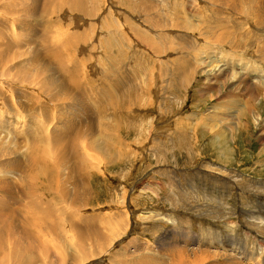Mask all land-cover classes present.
I'll use <instances>...</instances> for the list:
<instances>
[{"label": "rangeland", "instance_id": "rangeland-1", "mask_svg": "<svg viewBox=\"0 0 264 264\" xmlns=\"http://www.w3.org/2000/svg\"><path fill=\"white\" fill-rule=\"evenodd\" d=\"M159 1L83 0V6L86 8L84 11L88 12L86 15L82 12L75 13L79 9L73 5L74 0H31V3L29 0L27 11L30 17L24 19L23 24L19 21L16 24L17 32L14 34L20 35L19 38L25 40L24 43L27 44L23 51L29 52L39 69L45 75L47 74L46 77L53 79L60 86L65 85L67 75L64 73L65 71H60V67L65 64V68L70 73L74 71L78 80L81 78L82 89L88 98H86L83 119L81 115L75 117L70 122L73 127L80 125L85 128L92 126L95 128V124L100 127L99 121L104 116L108 117L109 124L108 128L97 131V133L103 131L104 136L99 139L95 138V145L99 149H94L97 155L92 159L94 164L91 171L88 170L89 177H87L89 178L88 192L90 191L91 196L86 203L78 205L84 220L86 218L90 225L98 226L102 233V241L94 242L89 238H83L76 242L78 241L77 232L72 230L69 225H83L80 224V219L77 220L73 217L80 213L69 208L65 209L64 203L60 200H54L57 203H50L49 206L51 210L56 207V210L59 209L60 213H63V218L57 214L56 219L64 221L63 231L68 233L65 236L67 237L66 241L63 243L65 238L62 234L63 241L61 238L58 240V236L52 231L47 234L49 229H43L41 233H45L46 236L53 239L56 238L58 241L55 240V244L59 243L61 247L59 246L58 249L60 248L64 252L77 248V243L87 248L88 241L90 244L96 245L103 243L104 238L116 239L119 237L99 257H96L94 250L87 252L89 259L83 264L120 263L121 259L118 257L123 253L124 247H127L128 242L132 239L139 242L138 237L143 240L146 238L151 240L152 245L144 241L143 247L149 246L153 252H156L157 247L164 242L163 236L176 232L179 233V235L176 233L178 241H184L183 236L186 234L189 238L191 235L195 242L199 241L205 245L210 236H216L219 232V238L222 240L220 239V243L216 247L225 250L226 248L221 243L229 238L232 244L231 249H239L243 254L255 253L260 262L262 257L264 259V241H262L264 236H261L264 228H251L249 225L252 224L249 223V220L254 218L256 222L260 220L264 224V184L260 186V183L264 182V154L262 153L264 100L255 102L248 92L245 96L239 94L242 92L241 87L239 90L237 87L233 89L236 83L234 84L232 81L229 87L223 82H218V88L220 89L219 86H221V91L209 89V85H206V76L200 71L190 70L189 67L192 69V66L185 61H191L195 57V49L203 47L202 37H197L199 32L193 25L209 24L212 26L213 24L212 28L204 27L203 29L210 31V37H212V31L216 32L219 37L218 33L226 29L230 30L235 41L242 40L239 49L238 47H235L234 50L227 49L234 56L228 59L229 66L233 63L231 67L228 66V73L236 74L241 64L242 66L248 64L249 73L253 72L251 79L254 77L264 79V60H262L264 51L256 53L258 45L264 43V34H256L255 31L257 20L261 18V15L258 10L254 12L256 5L251 6L255 0H235V12L228 8L223 11V8L208 2V0ZM239 7L241 9H237ZM244 7L245 9H243ZM246 13L248 17H246ZM152 14L159 18V22L166 21L165 23H171L174 28H168V30L154 28L150 22ZM12 17L15 18L16 15L12 14ZM217 18L219 19L218 23ZM74 19L78 21L74 22ZM179 23L184 29L179 27ZM3 24L8 29V25ZM19 24L21 27H18ZM254 26L256 27L254 28ZM22 28L28 29H26V35L18 34V30L20 31ZM159 36L163 37V43L160 41L162 37L159 38ZM164 36H169L171 39L164 40ZM176 37L179 42L181 41V48L185 47L180 52L176 50L180 49L176 47V44H179V42L176 43ZM16 38L18 39V37ZM56 41H58L57 45ZM154 41L158 43L157 49L163 50L162 53L156 52ZM159 41L162 43L163 49ZM193 44H195V48ZM186 49L190 51L187 52ZM52 50L57 51L56 57L62 59L64 57L62 65L55 64L50 58ZM20 51L22 49L15 52L19 53ZM6 53L10 54L7 51ZM71 53L72 55H70ZM209 57L210 59L205 56L201 58L209 60V62L213 61L214 64L217 63L221 67L226 66L224 57ZM180 61H184L188 70L184 68L185 65L178 67L177 64ZM53 63L59 68L53 69L51 67ZM161 65H164L166 71H162ZM177 72H181L180 77L175 75ZM185 72L186 76H184ZM163 74L165 75L163 76ZM207 76L214 79V76L209 73ZM147 79L149 80L147 81ZM214 83L216 82H212V84ZM15 89L24 90V93L34 95L36 99L33 98L28 102L26 98H20L24 108L27 107L24 113L15 104L13 98L15 107L10 108L12 115L13 111L18 112V109L22 111V113L19 111V114H23L25 118L29 115V119L33 118L32 115L35 116V111L38 109L34 103L43 96L37 90L29 88L25 90L24 87L18 85ZM36 92L38 93L36 94ZM262 93L256 87L255 94L258 99ZM133 95L136 96L133 98V102L136 104L131 102ZM237 101L244 112L254 111L255 114L249 115L250 117H242L239 114L241 110L238 111L234 107ZM74 102L77 109L78 101L74 100ZM3 105L0 104V111L7 112L9 107ZM248 105L250 106L247 107ZM29 106L31 107L28 108ZM94 108H96V112ZM98 110L100 112L103 110L104 115L98 114ZM256 116L258 121H255ZM226 117L231 121H226L224 119ZM212 119L216 120V126H213ZM243 119L246 120L245 127L237 125L238 120ZM163 121L164 123L170 122L168 129L165 128V124H161ZM30 122L31 125L34 124L33 126L40 123L38 121L36 123L34 120H30ZM225 124L229 125L228 128H235L232 132L234 135L227 131L225 136L218 137L223 125L226 126ZM210 127L213 128V131H209ZM96 129L93 130L94 133H96ZM164 130L165 132L162 133ZM175 130H178L177 133ZM158 134H160V138ZM190 134L193 137L191 141ZM0 138H2L1 134ZM25 139L24 137L16 139L18 151L21 149L20 147L29 142V140L24 141ZM86 139L88 147V143L93 138L90 135ZM69 142L65 140L60 148L66 152V156L71 151ZM223 149L230 151L227 152L225 159H223L222 153H219ZM47 171L50 173L49 170ZM50 175L43 176L39 171L37 183L46 182ZM255 187L263 189V192H259L261 190H256ZM23 204H26V199L21 197L19 201L10 205V208L17 214H14L12 219L11 217L5 219L6 224L4 223L2 226L9 225L12 235L10 238L14 239H11L12 242L16 240L23 245L26 244L24 247L27 248L26 232L24 231L23 234L19 228L24 222H32L33 218L29 212L20 210L19 206H23ZM66 205L72 207L69 203ZM63 208L65 213L61 211ZM125 213L130 214L127 219L130 223L128 226L122 218ZM66 221L69 225L65 223ZM172 231L175 233H171ZM49 245L51 246V244ZM178 245L182 247L181 243ZM55 248L51 247L49 250L52 255L57 253ZM130 250L132 251V249ZM261 251L263 252L262 256ZM28 253L32 255L31 249ZM259 256L261 257L259 258ZM217 263L221 264V260H218Z\"/></svg>", "mask_w": 264, "mask_h": 264}, {"label": "bare ground", "instance_id": "bare-ground-1", "mask_svg": "<svg viewBox=\"0 0 264 264\" xmlns=\"http://www.w3.org/2000/svg\"><path fill=\"white\" fill-rule=\"evenodd\" d=\"M61 1H63V0H61ZM208 2L220 6L221 8H223V11H224V9L228 8V9L235 12V6H236L235 0H208ZM30 3H31V0H30ZM28 4H29V0H0V22L3 25L2 26L0 24V28H2V29H0V104L1 105H3V104L7 105L9 107V110L7 112H3V111L1 112L0 111V134L2 135V138H0V264H83V262H85L86 260L89 259V257L87 256V252L94 250L96 252V257H99L102 253L105 252L107 247H109L114 241L118 240L119 237L116 239L104 238L103 243H98L96 245H92L88 241V243H87L88 247L87 248H85L84 246H81L79 243H77V248H74L73 250H71V249L67 250L68 252L67 251L64 252L60 248L58 249V247L60 246L59 243H57V245L55 244L56 241L60 240L61 234L65 238L64 241H63V238H61L63 243L67 239V237H65V236L68 233L63 231L64 221H60L61 219H56L57 214L63 218V213H60L59 209L56 210V207H54L55 209L53 208L54 210L53 209L52 210L56 211L57 213L53 212L51 210V207L49 206V204L50 203L55 204V203H57V201L54 202V200H60L62 203H64L65 209L69 208L72 211H75L76 213L81 212V210L78 208V205H80L82 203H86L87 199H89V196H91L89 194L90 191L88 192L89 188L87 187V184L89 182V178H87L88 177L87 173H89L88 170H90L92 165L94 164L92 162L93 157L95 155H97L94 152V149H99L95 145L96 139H99L100 137L104 136L103 131H101L99 133H97V131L101 130V129H106L109 127L108 126L109 125L108 124V117L104 116V117H102L101 120H100V118H98L100 120L99 121L100 127L98 125L99 122L97 124L98 126H96V124H95V128H97L96 133H94V131H93L95 129V128H93V126L89 127V128H85V127H82L80 125L78 127H73L72 123H70L71 121H73L75 119V117H77L79 115H81V117L83 119V116L85 113V108H86V103H87L86 98H88V96L85 95L86 93H84V90L82 89V85H81L82 80H80L81 78L78 80V76L73 73L74 71L70 73L69 70L67 68H65L66 67L65 64L63 67H60L61 68L60 71H62V72L65 71L64 73L67 75L66 76L67 80L65 82V85L60 86L57 82H54L53 79L46 77L47 74L45 75V73H43L39 69V66L36 64V62H34V58L30 57L28 51H26V50L23 51L24 46H26L27 44L24 43L25 40H21L19 38L20 35L17 36L14 33L17 32L16 31V24L19 22H21L23 24L24 19L26 20V18H28V16H29V12L27 11L28 10L27 9ZM73 5L79 9V11H75V13L82 12V13L88 15V12L84 11L86 8L83 6L84 5L83 0H78L77 2H76V0H74ZM254 5H256L254 8V12H256L258 10L259 14L261 15V18H258V20H257V22H258V24L256 23L257 27L254 26V28L256 27L255 28L256 34L257 33L258 34H264V0H255L254 4L251 6H254ZM237 9H241V8L239 7ZM243 9H245V7ZM157 10H158V8H157ZM188 11H189V9H188ZM221 11H222V9H221ZM1 13H5V14H1ZM12 14L16 15V17L15 18L12 17ZM167 14H169V13H167ZM214 14L216 15V12H214ZM250 14H252V13H250ZM252 15H254V14H252ZM254 16H253V18H254ZM246 17H248L247 13H246ZM222 19H223V17L221 18V20ZM217 20H218L217 21V23H218L219 19L217 18ZM76 21H78V20L74 19V22H76ZM199 21H201V20H199ZM150 22H152V26L154 28H160V29L165 28L167 30H168V28L169 29L174 28V26L172 28L171 23H165L166 21L165 22H159V18L157 16H153V14H152V18H151ZM206 22H208V21H206ZM255 22H256V20H255ZM3 23L8 25V29L6 28V26ZM220 23H221V21H220ZM179 24H180L179 27L184 29L182 24L181 23H179ZM214 24H215V22H214ZM19 25H18V27H21V25L20 26ZM193 26H194L195 30L199 32L198 33L199 35L197 34V37L198 38L202 37L203 47L200 46V47L195 49L196 54H195V57L191 61L190 60H189V62L185 61L192 66V69H191V67H189V69L192 71H195V70L200 71L203 75H205L206 76V78H205L206 79V85H209L208 86L209 89H214V90L219 89L218 88V82H223L225 85L227 84L229 87V85L231 84L230 82L232 81L234 84L236 83V85L233 89H236V87H237V90H239L241 87L242 92L239 94H242L245 96L246 92H248L251 95V98L254 99L255 102L257 100H264V79H260L262 77L256 78L254 76H253L254 78L251 79V75L253 74V72H252V74L249 73L248 64H245L243 66L241 64V67H240L239 71L236 72V74L235 73H228L227 68H229V67H231V65H233V63H231V65L229 66L228 59L229 58L231 59L234 56H232L230 51L227 49H233L234 50L235 47H238V49H239L240 48V42L242 40L235 41V38L230 33V30H226V29L222 30L221 33H218L219 37H217L216 32L212 31L211 32L212 37H210V31H206L203 29H204V27L212 28L213 24H212V26H210L209 24H200V25H193ZM24 27H26V26H24ZM80 27H81V25H80ZM26 29L22 28L20 31L18 30V34L20 33V34L26 35V32L28 30V29L27 30ZM182 32H184V31H182ZM163 33H164V31H163ZM166 33L168 34V32H166ZM174 33L177 34V32H174ZM185 35H186V33H185ZM16 37H18V39ZM54 37H56V36H54ZM160 37H162V36H159V38ZM207 38H208V41H207ZM165 39H167L169 41L171 39V37L169 38V36L168 37L164 36V40ZM176 39H177V37H176ZM162 40H163V37L160 40L163 43ZM160 41H159V43H161ZM177 42H179L178 39H177L176 43ZM162 43H161V47H162ZM168 43H170V42H168ZM180 43H181V41L179 42V44H176V47L180 48V49H176L179 52L185 49V47L181 48L182 44H180ZM193 43H195V42H193ZM57 44H58V41H56V45ZM154 44H156V48H155L156 52L158 54L162 53L163 50L160 51L157 49L158 43L155 42ZM193 45L195 48V44H193ZM258 46H259V48H258L256 53H258L260 51H264V43L261 45L259 44ZM169 47L171 49V46H169ZM29 48L32 49L31 47H29ZM20 49H22V51H20L19 53L15 52V51L20 50ZM162 49H163V47H162ZM189 49L188 50L186 49V51L187 52L190 51ZM6 51L9 52L10 54H7ZM35 52L37 53L36 50H35ZM56 52L54 50H52L50 53V58L55 62V64H61L62 65L63 61L65 59H64V57H63L64 60L60 57H56ZM190 54H191V52H190ZM70 55H72V53ZM176 55H178V54H176ZM161 56H163V55L161 54ZM202 56H205L208 59H210L209 56H213L215 58H217L218 56L224 57L227 60V61L225 60L226 66H224V67L218 66L217 63L214 64L215 62H213V61L209 62V60L206 61V60L202 59L201 58ZM32 57H34V55H32ZM262 57H263L262 60H264V52L262 53ZM239 61H238V64H239ZM183 62L184 61H180V63L177 64L178 67H184V65H185L184 68L186 70H188L187 65ZM260 62H261V60H260ZM234 63L236 64V62H234ZM55 64L54 63L51 64V67H53V69H58L59 67ZM164 65H161L163 67V68L161 67L162 71H166ZM179 65H182V66H179ZM237 67H239V66H237ZM184 68H183V70H184ZM163 69H165V70H163ZM155 70H156V68H155ZM180 71H181V69H180ZM186 72L184 73V76L187 75ZM64 73H62V74L64 75ZM160 73H161V71H160ZM180 73L177 72L175 75L180 77V75H181ZM208 73L211 74L212 76H214L213 80L209 76H207ZM164 75L165 74H163V76ZM182 78H183V74H182ZM148 80L149 79H147V81ZM150 82H151V80H150ZM212 82H216V83L212 84ZM17 85L19 87H24L25 90L27 88H29L30 90H34V91L37 90L40 92L39 94H41L43 96V97L39 98L38 101L36 100V103L33 102L37 106L38 109H37V111H35L36 115L35 116L32 115L33 118H31V119H29L30 115H29V117L25 118V116L23 114H19L20 110H18L17 108L16 109L18 112L13 111L14 113L12 115V112H11L12 108L11 107L12 106L15 107L14 102L12 100L13 98L15 99L14 100L16 102L15 104H17L18 108L23 110V112L25 109H27V107L24 108V104H22V102L20 101V98H26L28 100V102H30L31 99L33 100V98L36 99V97L34 95H32L30 93H24L25 92L24 90L15 89L17 87ZM219 87L221 89V86H219ZM256 87L258 89H260L261 92H263L262 95H259V99L257 98V96L255 94ZM155 88H156V86H155ZM166 88H168V87H166ZM37 93L38 92H36V94ZM228 93H229V91H228ZM236 93L237 92L235 91V94ZM231 94L233 95V93H231ZM226 96L228 99V94ZM135 97H136L135 95L132 96L131 102H133V98H135ZM229 97H233V96H229ZM74 100L78 101L77 106H79V107L77 109H76ZM231 100H233V99H231ZM238 103L239 102L237 101L234 104V107L238 111L241 110V111H239L240 112L239 114H241L242 117H247V116L250 117V116H253L255 114L254 111H248V112L245 111L244 112L239 107ZM133 104H136V103L133 102ZM229 104H231V103H229ZM231 105H233V104H231ZM249 106L250 105H248L247 107H249ZM30 107L31 106H29L28 108H30ZM96 108H94V111ZM13 110H14V108H13ZM216 110H217V108H216ZM102 111L103 110H101V112H100V110H98V114L101 113L102 115H104V112L102 113ZM20 113H22V111H20ZM86 114H87V112H86ZM95 114L97 115V113H95ZM195 114H197V113H195ZM39 116H42V117H39ZM224 119L226 121H231V119H229L227 117ZM30 120H34L36 123H38V122H40V123L39 124L35 123L36 125L33 126L34 124L31 125L30 123L32 121L30 122ZM211 121L214 124L213 126L217 125L216 120L212 119ZM245 121L246 120H244V119L238 120L237 125L239 124L242 127H245V123H246ZM255 121H258L257 116L255 117ZM220 122H222V121H220ZM94 123H96V122H94ZM262 125H264V124L262 123ZM227 126H229V125H226V126L223 125L221 131L218 134V137L219 136H225L227 134V131L231 132V135H234V134H232V132L234 131L235 128H233V127L228 128ZM227 128H228V130H227ZM43 131H44V133H43ZM209 131H213V128L210 127ZM90 135H91V138H93V139L90 140V142L88 143L89 145L87 147L88 140L86 138ZM18 137L26 138L24 141L29 140L28 143H26L22 147H20L21 149L19 151L16 147V139L18 140ZM65 140L70 141L69 145L71 147V151H70V154L68 156H66V152L60 150L61 145L63 144V142ZM222 151L219 153H222L223 159H225L226 154H228L227 152H230V151L228 149H223ZM260 151H259V153H260ZM262 153L264 154V145H263ZM219 156H220V154H219ZM22 160H23V162H22ZM47 170H49L50 173ZM39 171L42 172L43 176H49V174H51L50 177L47 178L46 182L37 183L39 181V177H38ZM44 171H46L47 173H45ZM3 178H5L6 181H5V179L3 180ZM259 182H261V181H259ZM262 184H264V182L263 183L261 182L260 186ZM255 188H256V190L257 189L261 190L259 192H263L262 191L263 189L258 188V187H255ZM21 197H23L24 199L26 198V204H23V206H19V207H21L23 210L29 212L33 218V220H31L32 222H30V223L24 222L21 224L22 227L19 228L21 231H23V234H24V231L26 232L25 238L28 242L27 248L24 247V245H26V244L23 245V243L18 242L16 240L12 242V240H14V239L10 238V236L12 237V235L10 234L11 231L9 229V225H7L6 227H5V225L2 226L5 223V219L10 218V217L12 219V216L14 214L15 215L17 214V212H14L15 210L10 208V205L14 202L16 203L17 201H19ZM22 200L23 199H21V201ZM60 201H58V202H60ZM18 203H20V202H18ZM67 203H69L72 207H69L68 205H66ZM16 209H17V207H16ZM61 209H62V207H61ZM61 211H64V208ZM18 212H19V210H18ZM64 213H65V211H64ZM81 215L82 214L80 213L78 215H73V217L77 220L80 219L81 222L80 221L79 222H80V224L81 223L83 224L82 226H78L76 224L69 225L67 221L65 222L67 225L72 227V230L77 232V236H78L77 240L78 241H76V242L81 241L83 238H89L90 240H92L94 242H96V241L101 242L102 241V233L99 230L98 226H96L94 224L90 225V222H88L86 218L84 220V218ZM17 216H15L16 217L15 219H17ZM129 217H130V214H127V213L122 215V218L126 221V226L129 225V220H127ZM81 218H83V219H81ZM55 219H56V221H53ZM57 221H59V222H57ZM91 222H93V221H91ZM249 223L252 224V225H249L251 228H261V227L264 228V224L260 220L256 222L255 219L252 218L251 220H249ZM43 229H49L47 234H49L50 231H52L53 234H56L59 239L57 238L58 240H56V238L53 239L51 237L46 236L45 233H41V230H43ZM12 230H14V229H12ZM33 233H35V234H33ZM171 233H175V232L172 231ZM176 233L179 235L178 232H176ZM176 233L168 235V236L167 235L163 236L164 242H163V244H160L157 247L158 249L156 252H153L151 250V247L146 246V245H145V247H143V246L140 247L139 242L136 239H132L131 241L128 242L129 244L127 245V247H124L123 253L121 255H119L118 258L121 259L120 263H116V264H218L217 263L218 260H221V264H243L244 260H245L244 264H264L263 263V261H264L263 257H262V261L259 262L258 257L255 256V253L243 254L239 249L238 250L237 249L233 250L234 248L231 249L232 244H231V241L229 238H226L225 241L223 243H221V245H223V247L226 248L225 250L216 247L217 245H219L220 239H221V238H219L220 235H218L219 232L217 233L216 236H210L207 240L206 245L201 244L199 241L195 242L194 239L191 237V235L189 238L186 234H185V236H183L184 241H180V240L178 241L177 240L178 235H176ZM183 233H185V232H183ZM44 234H45V236H44ZM261 236H264V231L261 233ZM8 238H10V239H8ZM48 241H49V243H48ZM62 241H61V243H62ZM214 241H216V243H214ZM255 241H257V240H255ZM262 241H264V240H262ZM53 243H54V245H53ZM178 243H181L182 247H179ZM49 244H51V246ZM233 245H235V243ZM49 247L50 248L56 247L55 251H57V253H53V255L55 254L54 256L51 254L52 252L49 251L50 250ZM129 247H130V249H132V251L129 249ZM146 247H149V249H146ZM242 248H243V246H242ZM30 249H31L32 255H31V253H28V251ZM263 249H264V247H263ZM144 250H146V251H144ZM133 253H135V254H133ZM262 255H263V252L261 251V256ZM261 256H259V258ZM61 257H63V258H61Z\"/></svg>", "mask_w": 264, "mask_h": 264}]
</instances>
